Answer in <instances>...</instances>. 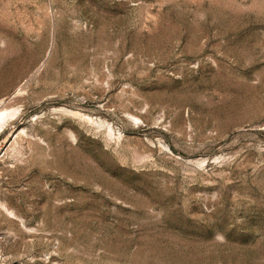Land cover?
<instances>
[{
  "label": "rangeland",
  "instance_id": "374dc122",
  "mask_svg": "<svg viewBox=\"0 0 264 264\" xmlns=\"http://www.w3.org/2000/svg\"><path fill=\"white\" fill-rule=\"evenodd\" d=\"M2 109L0 264H264V0H0Z\"/></svg>",
  "mask_w": 264,
  "mask_h": 264
},
{
  "label": "bare ground",
  "instance_id": "6f19581e",
  "mask_svg": "<svg viewBox=\"0 0 264 264\" xmlns=\"http://www.w3.org/2000/svg\"><path fill=\"white\" fill-rule=\"evenodd\" d=\"M14 111V110H13ZM14 114V112H8L7 110H0V128H2L5 121L11 117ZM15 115V114H14ZM5 125V124H4Z\"/></svg>",
  "mask_w": 264,
  "mask_h": 264
}]
</instances>
